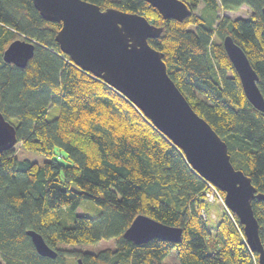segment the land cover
<instances>
[{"label":"trees","instance_id":"obj_1","mask_svg":"<svg viewBox=\"0 0 264 264\" xmlns=\"http://www.w3.org/2000/svg\"><path fill=\"white\" fill-rule=\"evenodd\" d=\"M88 1L137 11L163 26L148 43L162 52L193 110L226 142L230 162L264 193V112L245 97L221 44L229 34L241 46L264 97V0H183L190 14L182 21L164 18L144 0ZM242 5L246 17L217 13ZM59 27L32 0H0V111L15 126L20 147L46 156L39 163L19 158L13 147L0 151V264H162L172 248L179 264H258L237 216L222 209L210 217L207 180L181 149L123 94L63 53L54 40ZM25 36L34 43L26 64L4 61L6 45ZM51 106L58 112L50 118ZM86 198L100 206L96 214L72 212L64 223ZM250 204L264 247V203L254 197ZM138 213L181 227L179 241L124 238ZM208 220L215 221L213 233ZM27 229L39 232L56 255L38 254ZM101 239L112 245L67 246Z\"/></svg>","mask_w":264,"mask_h":264},{"label":"water","instance_id":"obj_2","mask_svg":"<svg viewBox=\"0 0 264 264\" xmlns=\"http://www.w3.org/2000/svg\"><path fill=\"white\" fill-rule=\"evenodd\" d=\"M144 1L164 18L182 21L190 14L183 0ZM32 3L44 19L60 22L54 40L63 53L129 99L181 149L197 174L223 191L224 202L237 216L248 248L257 254L258 264H264V247L250 204L254 197L264 203V193L256 191L249 176L230 162L226 142L193 110L169 77L162 52L148 43V38L158 37L163 26L154 25L140 12L101 8L88 0H32ZM261 9L264 15V6ZM221 44L239 75L245 97L253 107L264 112V97L256 84L258 75L246 53L229 34ZM33 50L32 39L16 37L3 49L2 58L23 67ZM16 142L15 126L0 111V151L13 147ZM181 232L179 226L138 213L122 235L139 244L155 237L177 242ZM26 233L38 254L56 255L39 232L27 229Z\"/></svg>","mask_w":264,"mask_h":264},{"label":"rangeland","instance_id":"obj_3","mask_svg":"<svg viewBox=\"0 0 264 264\" xmlns=\"http://www.w3.org/2000/svg\"><path fill=\"white\" fill-rule=\"evenodd\" d=\"M201 5H202V3H199L197 5V8H196L195 12L196 11L198 12V9L201 7ZM217 13L219 15H222L223 13L224 14L226 13L231 18H236V16L246 17L248 15V13H249V10H248L247 6L242 5L236 11H227V10L222 11V10L218 9ZM57 112H58V107L57 106H51L48 109L47 116L50 117V118L54 117L57 114ZM13 148H14V150L16 152V155L19 158H28L30 160L37 161L39 163L43 162L46 159V156L43 155L42 153L35 152V151H32V150H28V149H25L23 147H20L19 146V142L15 143ZM70 185L73 188H78L77 184L74 181H72ZM99 208H100V206L98 204H96L93 200L87 199V198L86 199H82V201L74 209H71L69 212H67L65 214L64 223H66V224L71 223L72 215H73L72 212L79 213V214L85 213V214H89V215H94V214H96V212L98 211ZM210 208H211V210H210L211 213H209V215H210L211 218L215 219L216 212L218 210L221 211L222 209H224V206H223V204H219V203H217V201L213 200ZM214 222H215L214 220H212V221L208 220V223H211L209 228H210V231L212 233L215 230V228L213 227ZM58 245L59 246H63L64 243L58 242ZM111 245H112V240L101 239V240H99V241H97L95 243L68 244L67 246H68V248L78 247V248H81V249H84V250L96 251V250H98L101 247L111 246ZM162 264H179L177 256H176V251H174L173 248L163 257Z\"/></svg>","mask_w":264,"mask_h":264},{"label":"built area","instance_id":"obj_4","mask_svg":"<svg viewBox=\"0 0 264 264\" xmlns=\"http://www.w3.org/2000/svg\"><path fill=\"white\" fill-rule=\"evenodd\" d=\"M206 188L204 189L203 193H204V196H206V199L208 201H217V203L219 204H223L224 206V209L227 211L228 215L234 219V213H232L228 206H226L225 202H224V195L223 193L220 191V189L218 187H216L214 184H212L211 182L207 181V184H206ZM200 214L202 216H204V212L203 210H201Z\"/></svg>","mask_w":264,"mask_h":264},{"label":"bare ground","instance_id":"obj_5","mask_svg":"<svg viewBox=\"0 0 264 264\" xmlns=\"http://www.w3.org/2000/svg\"><path fill=\"white\" fill-rule=\"evenodd\" d=\"M219 206V205H218ZM211 213V212H210ZM238 219V218H237Z\"/></svg>","mask_w":264,"mask_h":264}]
</instances>
